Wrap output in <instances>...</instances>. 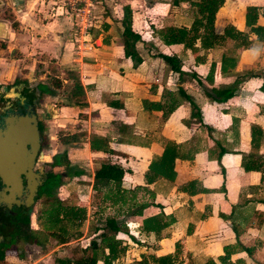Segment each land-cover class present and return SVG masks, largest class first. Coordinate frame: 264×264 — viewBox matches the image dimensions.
Returning <instances> with one entry per match:
<instances>
[{"label": "crops", "instance_id": "1", "mask_svg": "<svg viewBox=\"0 0 264 264\" xmlns=\"http://www.w3.org/2000/svg\"><path fill=\"white\" fill-rule=\"evenodd\" d=\"M223 1L214 17L218 33L226 24L243 30L246 5L264 10V0ZM55 6L54 0H0V87L20 75L19 91L36 90V84L23 80L32 77L34 68L51 67L56 88L46 86L53 94L59 91L60 98L53 114L45 112L41 118L51 116L50 122L59 130L56 140L59 136L73 138L65 145L58 142L65 146L68 161L73 160L71 165L84 172L70 180L86 178L89 183L79 185L87 189L82 203L96 198L95 211L101 212L97 211L100 192L92 187L93 171L102 161H109L125 170L123 189L140 188L135 190L134 202L149 203L145 212L159 214L165 222L156 237L152 232H137L140 217L121 215L119 220L127 222V232H118L124 246L118 261L173 253L178 242L180 264H203L208 259L221 264L217 258L223 255L224 246L234 264H264V92L259 89L264 82V41H253L239 51L234 76L215 71L213 84L228 85L236 79L238 85L227 101L211 102L191 72L206 75L210 62L218 63L222 48L192 52L179 44L165 45L155 34L164 27H189L192 15L199 11L195 1L95 0L92 27L86 48L81 50L73 40V20ZM239 8L242 13L236 26L232 17ZM123 18H128L131 30L140 36L134 44L141 59L136 66L123 54ZM214 51H220L219 55L213 56ZM160 53L175 54L181 73L169 69ZM19 67L23 69L16 74ZM179 89L195 107L180 99L163 119L170 100L179 99ZM253 127L260 134H254L251 146ZM92 135L108 138L113 153L90 149ZM167 141L179 146L173 162L175 176L172 181L160 177L145 184L148 164L161 154ZM220 149L224 152L219 153ZM242 156L263 171L244 170ZM190 182L199 190L192 195L186 191L191 189ZM128 243L143 249L130 248Z\"/></svg>", "mask_w": 264, "mask_h": 264}, {"label": "trees", "instance_id": "2", "mask_svg": "<svg viewBox=\"0 0 264 264\" xmlns=\"http://www.w3.org/2000/svg\"><path fill=\"white\" fill-rule=\"evenodd\" d=\"M197 3L198 13L192 15V20L189 27L184 26H169L158 30L155 34L165 45L179 44L183 49H189L192 52L197 50L208 51L209 49L224 48L227 43L230 46L223 50L218 63L211 61L208 71L204 76V82L199 75L191 72L192 78L196 81L198 87L202 90L204 95L209 101L224 102L233 97L237 88L238 81L234 79L230 84H213L214 73L217 72L223 76L234 75L233 69L238 59L239 51L247 49L251 46L253 41H264V22L257 23L256 15L258 14L259 7L255 5H247L244 12V29L238 30L231 24H226L222 32L214 31L213 21L217 8L222 4L223 0H193ZM127 13L124 10V14ZM126 16V14H125ZM122 48L125 57H129L133 66L140 63L141 59L138 56L134 44L140 39V36L133 32L130 28L128 18H123ZM198 44V46H196ZM159 56L169 66V69L181 73L180 59L175 54H163ZM202 61V58H199ZM209 83V84H207ZM79 87V86H77ZM39 96L43 93L52 95L53 91L50 90L45 84H38L37 88ZM264 92V82L259 88ZM179 99H171L167 108L163 111L162 118L165 119L169 113L178 105L180 99L187 100L193 108L195 105L188 95L184 94L180 89L178 90ZM39 98V97H38ZM260 134L257 128H251V146L254 140L255 133ZM71 137L59 136L58 140L62 144H68L72 141ZM253 139V140H252ZM44 137V143L46 142ZM90 149L102 151L110 154L113 151L108 146V138L92 135L89 138ZM178 145L174 142L167 141L162 149V152L156 158H153L148 164L147 172L144 175L145 184L151 183L154 179L165 178L168 180L173 179L175 172L173 170V162L178 157ZM224 152L220 149L219 153ZM49 178L47 185L39 194L40 197H50L53 195L54 187L59 186L67 178L78 176L84 172L80 169L70 166L67 159L66 150L54 153L51 156V162L48 163ZM241 165L244 170L260 169V165H250V162L242 156ZM125 170L118 165L110 163L109 161H102L98 169L93 174V185L95 190L100 192L99 201L97 203V211L105 208L111 209V214L104 219L103 229L110 230L113 234L110 235L107 242L100 245L97 237H104V233L100 232L96 236H92L88 244L81 248L75 246L70 256L58 258L59 264H114L124 254V246L122 241L114 237L115 233L120 231L127 232V222L122 219L119 220L121 215H133L140 217V224L136 227L137 232H152L156 237L160 234L161 230L165 227V222L161 220L159 214H147L145 208L150 204L141 202L136 204L134 202L136 196V189L125 190L121 187V179ZM264 173V172H263ZM63 178L61 179V177ZM187 189L188 194H195L199 190L192 188V182ZM103 190H102V189ZM155 206V205H154ZM85 208L82 206H64L59 202L56 207H50L44 210L37 217L41 219L40 228L35 234L24 235L25 242L33 239L35 245L41 247V252L45 246L53 241L54 245H66L69 241L76 239L82 234V224L84 222ZM96 230V229H95ZM179 243H175V250L173 253L165 255L143 254L139 260L130 262H117V264H180L177 257ZM101 250V252H100ZM104 250L105 252H103ZM0 252V259H2ZM228 246H224V253L219 256L217 260L221 264H234L229 260ZM22 252L18 254L21 256ZM203 264H216L212 259L206 260Z\"/></svg>", "mask_w": 264, "mask_h": 264}, {"label": "rangeland", "instance_id": "3", "mask_svg": "<svg viewBox=\"0 0 264 264\" xmlns=\"http://www.w3.org/2000/svg\"><path fill=\"white\" fill-rule=\"evenodd\" d=\"M223 4H224V1L222 2L220 6H223ZM227 8L229 9V5H227ZM240 10L241 8H239L237 12L234 13V16L232 17L236 26H239L237 24V19L239 16H241L242 12H240ZM221 15H223V8H222V12L220 13V16ZM262 20H264V10L259 9L258 14L256 15V22H260ZM213 24H214V21H213ZM230 44H231L230 42L227 43L225 47L222 48V51L227 49L230 46ZM219 52L220 51H214V53H211V54L213 56H218ZM41 68L42 70H39V71H37V68L32 69L34 71V73L30 74L32 77L31 78L26 77L23 81L26 82L28 85L36 84V86H38V84H45V85H49L51 88H54L57 83L55 82L54 72L51 70V67H49L46 64L45 66H42ZM22 69L23 67H19L18 71H16V74L21 72ZM206 69L207 68L205 67L204 71ZM256 70L259 71L261 70V68L257 67ZM235 74L236 73H234V75ZM204 76L205 75H201L200 78L203 80ZM20 79H21L20 75L19 76L17 75L7 85L0 87L1 96L2 94L3 96L12 95L14 93L13 91L14 87H17L20 85L21 83ZM58 92L59 91H55V94H52V95L44 93L41 96H38L39 98L37 100V103H38L37 112H39L40 115L44 113V117H45V112L47 114L54 112L52 111L53 108L55 107L54 104L56 103L57 98H60V96H58ZM50 117L47 116L46 118H41L43 132L47 139L46 142L44 143V154H45L44 158L47 162H50L49 161L50 157L55 152L66 150L65 146L60 145L58 142L59 140H56V138L59 135V130L56 129L55 123L50 122L52 121V118ZM53 137L55 138L53 139ZM72 162L73 160L70 161L69 164L71 165ZM71 166L73 168H77L76 165H71ZM93 174H94V171H93ZM70 178L71 177L67 178L68 179V180L66 179L67 182L65 180L57 188H55L52 196L45 197V198L44 197L38 198L33 209L31 210L32 214L29 218V226H30L29 230H30L31 235L35 234L38 228H40V221H41V219H38L37 217L40 215V213H42L46 209H49L51 206L56 207L58 202L60 205H64V206H73V205L82 206L85 208V216H84V222L82 225V236L76 240L77 243H75L76 241H72L70 245L68 244L66 246H57V245H54L53 241H51L45 246V248H42L44 250L41 252L40 251L41 247L39 245H35L36 242H34V240L30 238V240L24 243L17 242V244L15 245L16 248H14L13 246L12 249L8 250L7 252L2 253L3 257L2 259H0V264H6V263L8 264V260L11 264H31L33 261H35L34 263L39 262L37 264H59L57 262L58 258H63L64 256L68 257L72 249L77 245L85 247L88 244L89 239L92 236L98 235L100 232H103L105 235L104 237H97L96 241L100 245H103L107 242L108 238L113 233L108 229H103V225H104V219L108 216V212L111 213V211L109 209L108 210L104 209V210H101V212L98 214L95 211L96 209L94 208V204H95L94 202H96L97 199L91 198V196L93 195L92 193H90L91 200L89 201V203H82L83 199L87 196V192H86L87 189L85 187L81 188L79 187V185H87L89 183L87 184L85 183L87 180L86 178L78 179V180L76 179L70 180ZM80 204H84V205H80ZM128 224L129 226H132V224L130 223ZM117 236L121 237L122 235L115 233L114 237L117 238ZM133 236L136 237L137 239L136 234H134ZM128 244L130 248L135 247L136 249H139V248L140 250L143 249L142 245H139L136 243H133L132 245L130 243ZM148 246L151 247L152 244L149 243ZM256 247L257 246H255V248ZM102 251L105 252L104 250ZM20 252H22L23 256L21 255V257H17L16 255H18ZM41 253H44V254H41ZM11 254H13V256H9ZM184 262L187 263L186 259H184Z\"/></svg>", "mask_w": 264, "mask_h": 264}, {"label": "flooded vegetation", "instance_id": "4", "mask_svg": "<svg viewBox=\"0 0 264 264\" xmlns=\"http://www.w3.org/2000/svg\"><path fill=\"white\" fill-rule=\"evenodd\" d=\"M13 91L12 95L3 96L2 94L1 96L0 94V128L2 126V118L6 114L25 110L26 106L22 104L23 99L28 104L33 102L37 118L39 145L33 166L19 169L16 179L15 169L9 168L3 171L0 168V172H5L3 175H5L6 179L4 181L0 177V252L3 253L12 249L13 246L16 248L17 242L24 243L23 236L30 234L29 218L32 214L31 210L40 197L39 194L47 185L50 168L49 162L44 158L45 135L41 123V115L37 112L38 90L27 88V91L23 92V90L18 91L14 87ZM49 161L51 162V157ZM57 187H54V189Z\"/></svg>", "mask_w": 264, "mask_h": 264}, {"label": "water", "instance_id": "5", "mask_svg": "<svg viewBox=\"0 0 264 264\" xmlns=\"http://www.w3.org/2000/svg\"><path fill=\"white\" fill-rule=\"evenodd\" d=\"M19 87H16L18 91ZM24 91H27V88H24ZM22 104L26 106L25 110L6 114L2 118L0 128V168L3 171L9 168L15 169V179L19 169L33 166L39 145L37 118L33 102L28 104L23 99ZM4 173L0 172V177L5 181Z\"/></svg>", "mask_w": 264, "mask_h": 264}, {"label": "built area", "instance_id": "6", "mask_svg": "<svg viewBox=\"0 0 264 264\" xmlns=\"http://www.w3.org/2000/svg\"><path fill=\"white\" fill-rule=\"evenodd\" d=\"M55 8L74 22V38L77 50L86 48V37L92 27L95 0H54Z\"/></svg>", "mask_w": 264, "mask_h": 264}]
</instances>
